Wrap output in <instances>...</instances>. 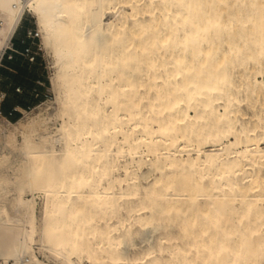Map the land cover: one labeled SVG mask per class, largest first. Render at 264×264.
<instances>
[{
    "label": "rangeland",
    "instance_id": "rangeland-1",
    "mask_svg": "<svg viewBox=\"0 0 264 264\" xmlns=\"http://www.w3.org/2000/svg\"><path fill=\"white\" fill-rule=\"evenodd\" d=\"M160 2L161 0L105 1L103 16L105 21L111 22L114 28L118 19L126 21L124 28L120 29L119 38L127 36L124 30L129 25L137 33L141 32L142 47L135 49V53L128 57V63L120 62L114 56L116 47L111 48L109 44H105L101 51L102 63L98 62L99 56L96 54L95 61L88 66L77 57L78 52L74 50L76 55L74 63L68 64L67 59L64 58L59 61L58 70L56 54L60 53L62 57L64 46L50 31L48 32L50 43L47 46L43 44L39 23L28 9L24 11L14 32L11 40L12 49L20 52L29 47L34 56V60L28 62L24 57L7 51V54L12 55V59H7V62L12 61L17 68L10 72L14 76L12 83L18 89V91L14 90V94L17 97L21 96L23 87L28 88L36 101L25 109L26 112L13 110L17 114L15 119L9 116L5 118L6 121L0 114V123L11 129L10 124L17 120L28 121L40 115L49 126L48 134L44 133L43 137L50 139L55 155L60 158L57 163L62 185L55 196L45 193L38 186L31 195L17 184L18 179L23 175L24 154L18 153L14 148H4L1 141L0 155L5 153L7 158L5 162L0 163V175H4L7 179V199L10 200L17 193H23L28 199L34 197L37 225L48 216L46 209L58 208L56 228L46 225L44 230L43 235L47 238L44 247L36 243L33 246L35 257L43 263L117 264V256L122 249H125L131 263L140 264L141 255L147 252L143 231L127 216L128 213L134 214V206L140 200L126 197L124 190L130 176L139 173L136 161L161 160L162 153H167V150L163 149L164 145L159 144L155 155L145 156L142 145L145 130L135 125L138 114L144 115L147 122L161 120L169 109L165 108L163 112L156 113L160 101L166 102L174 96L182 98L184 95L181 66L173 62L170 53L179 49L178 37L182 34L181 27L170 33L168 44L162 47L161 52L156 46L158 34L165 24ZM212 5L213 0L204 1L208 11L212 10ZM195 11L197 19L204 22V31L210 45L217 46L214 54L225 48L227 55L223 61L224 68L220 82L224 85V91H229L240 99L239 106L232 103L237 108V112L230 115L235 130L242 133V128H245L255 134L264 133V86L260 87L259 84L264 83V36L259 33L258 26L253 21L258 10L250 6L247 0H230V5L221 8L217 15L209 14L206 17L203 10L197 6ZM187 28L186 26L185 29L188 30ZM28 32H31L30 36ZM34 33L37 37L31 39ZM67 44L71 45V42L68 41ZM91 45L93 44L89 43L84 48L82 52L84 56H90ZM138 82L141 83L140 86L137 85ZM248 82L255 85L257 94L246 91ZM99 84L101 90L95 91ZM9 87L7 85V88ZM84 87L91 89L85 96L80 93ZM127 89H131L129 94L126 93ZM15 96L10 95L7 103L11 104L17 100ZM135 99L138 100L137 107L133 103ZM221 101L212 102L211 105L222 111L218 106L222 104ZM91 109L94 114L91 113ZM111 119L119 120L121 127L118 128L116 141L112 147L114 151L119 147V157L111 168L112 175L117 180L113 189L114 201L109 204L107 200L111 199L110 194H103L102 198L92 195V188L99 185L98 190L103 193L102 187L106 186V174L102 173L101 177H98L102 171L101 163L96 164L88 181H84L82 174L86 173L90 165L83 160L76 162L66 153V149L77 147L79 141H83L86 150H90L92 140H98L96 135L98 125L110 129ZM207 122V125H202L207 148L200 157L204 159L206 155L209 156L212 158L211 164L215 165L217 159L213 157V152L229 142L223 140L221 145L213 144L214 135L210 117ZM152 125L156 127V122H152ZM84 130H88L87 135H83ZM134 130L138 131L132 137L131 133ZM113 131L110 129L104 132V136L108 138ZM58 133H62V137L52 140L51 137ZM37 135L35 133L32 136L36 141ZM157 139L163 140L161 137ZM20 142L21 137L18 134L17 144ZM97 145L101 147L100 143ZM179 145L184 146L182 141ZM42 146L49 147L50 144L42 143ZM128 146L132 148V152L128 151ZM187 149L195 150V147L191 145ZM258 168L259 174L263 175L264 161L258 165ZM248 171L253 173V170H248L245 166L243 172ZM174 174L172 191L168 190L165 192L166 195H163L159 185L150 187V181L148 185L143 184L148 188L149 194L141 196V201L149 200L153 205H163L166 197L172 193L180 194L181 200L184 199L183 189L192 185V179L196 175L195 170L184 169ZM35 176L39 175L35 174ZM158 176L157 171L153 172L150 179ZM207 180L208 178L204 182ZM194 186L197 189V201L190 204L186 214L172 217L161 215L153 219L152 225L157 226L156 233L168 239L165 244L168 249L158 250L154 244H151L159 264H264V240L259 234L250 230L257 222L248 217H243L238 222L231 214L225 219L212 222L200 210L201 205L206 202L211 204V201L206 198L199 185ZM249 202L255 203L253 200ZM227 205L229 208L243 206L241 202L235 200L227 201ZM22 207L21 204L17 205L11 210V215L16 216L18 209ZM259 208L264 210V204L261 203ZM253 209L255 206H252ZM101 211L104 214L100 215ZM192 214L195 215L193 220L190 217ZM51 215L56 217L52 213ZM73 235L75 242L71 248L69 247L71 255L68 260L65 249ZM119 235L126 238V247L114 246ZM37 238L36 233L35 239Z\"/></svg>",
    "mask_w": 264,
    "mask_h": 264
},
{
    "label": "bare ground",
    "instance_id": "bare-ground-1",
    "mask_svg": "<svg viewBox=\"0 0 264 264\" xmlns=\"http://www.w3.org/2000/svg\"><path fill=\"white\" fill-rule=\"evenodd\" d=\"M105 1L0 0V47L4 46L6 42L7 48L10 46L9 40L18 27L24 11L28 9L39 23L43 44L47 46L50 43L48 33L50 31L64 46L63 56L61 57L60 53L56 54L58 70L59 61L64 58L67 59L68 64L74 63L76 58L74 50L78 52L77 57L88 66L95 61L96 54L99 56L98 62L102 63L101 51L105 44H109L111 48L116 47L114 56L120 62L128 63V57L135 53L136 48L142 47L141 32L137 33L129 25L124 30L127 36L119 38L120 29L124 28L126 21L118 19L115 28L111 22L105 21L103 18ZM204 1L161 0L160 2L165 24L158 34L156 46L161 52L162 47L168 44L170 33L181 27L182 34L178 37L179 49L170 51V53L173 62L181 66L184 95L182 98L174 96L166 102L160 101L155 112L161 113L165 108H168L169 112L161 120H154L156 127L152 125L154 121L147 122L142 114H138V121L135 125H139L145 130L143 135L145 139L142 144L145 156L155 155L159 144L164 145L163 149L167 150V153H162L161 160L145 161L140 159L136 161L139 173L130 176L129 183H126L124 190L126 197L139 198L140 200L134 206V214H127L129 220L135 223L146 237L147 252L141 255L140 264H159L151 244H154L158 250L168 249L165 246L168 239L156 233L157 226L152 225L153 219L161 215L172 217L177 214H186L190 204L197 201V189L194 185H199L206 198L211 201V204L206 202L201 205L200 210L203 215L212 222L221 218L225 219L229 214L238 222L243 217H248L257 222L250 230L259 234V237L264 240V210L259 208L261 203L264 204V174L260 175L258 172V165L264 161V133L255 134L252 130L247 131L242 128V136L241 132L235 130L234 122L230 119V115L237 112V108L232 103L239 106L240 99L233 93L224 91V85L220 82L224 68L223 61L227 54L225 48L214 54L217 46L210 45L204 31V22L197 19L195 11L197 6L203 10L206 17L209 14L217 15L221 8L230 5V0H213L211 11H208L204 6ZM247 2L258 10L253 21L256 22L259 33L264 36V0H247ZM186 26L188 30L185 29ZM68 41L71 42V45L67 44ZM89 43L93 45L90 48V56L86 57L82 52ZM104 61L107 62V60ZM187 83L191 86L188 87ZM259 84L260 87L264 86L263 82ZM137 85L140 86L141 83L138 82ZM113 88L111 87V89ZM90 90V87H84L80 93L85 96L90 93ZM100 90L101 84L97 85L95 91ZM246 91L258 93L255 85L251 82L247 83ZM130 92L131 89L126 90L127 94ZM219 100H222V104L218 105L222 111L211 105L212 102ZM133 103L137 107L138 100L135 99ZM91 113L94 114L92 109ZM209 117L214 135L212 143L221 145L223 140L229 142L215 151L212 150L214 151L213 157L217 159L215 165L211 164L212 158L209 156L206 155L204 159L200 157L207 148L202 125H207ZM2 118L7 121L4 117ZM10 127L11 129L0 123V141L4 148H14L25 156L23 175L18 179L17 184L25 188L31 195L37 186L47 194L57 195L62 185L57 163L60 158L55 155L50 139L43 137V134H48L49 131L46 121L38 115L28 121L17 120L11 123ZM120 127L119 120L111 119L110 129L114 131L106 138L104 132L110 129L99 124L96 130L98 140H92L90 150H86L83 141H79L77 147L66 149V153L70 154L76 162L83 160L90 165V168L86 169V173L82 174L84 181H88L96 164L101 163L102 171L98 177L100 178L102 173L106 174V186L102 187L103 193L99 192V185L92 188V195L102 198L103 194H110L111 199L107 200L109 204L114 201L113 189L117 180L113 177L111 168L119 157V147L116 148V151L112 147ZM137 131H132L131 136L134 137ZM35 133L38 134L37 141L32 137ZM18 134L21 137L20 144H17ZM87 134L88 130H84L83 135ZM123 135L126 136L125 133ZM59 136L62 137V133L54 135L51 139L56 140ZM158 137L163 140L157 139ZM180 141L184 146L180 147ZM42 143H48L50 146L43 147ZM97 143H100L101 147ZM191 145H194L195 150L187 149ZM128 151L132 152V148L129 146ZM6 158V154L2 153L0 163L5 162ZM245 166L248 170H253V173L243 172ZM144 169L145 171H142ZM184 169H194L196 173L195 178L192 179V185L185 186L183 189L184 199L181 200L180 194L172 193L173 195L170 194L166 197L163 205H153L149 200L141 201V196L149 194L148 188L143 184L148 185L151 181L150 187L159 185L162 194L166 195V191L174 189V173ZM156 171L159 176L150 179L153 172ZM35 174L39 176H35ZM206 178L208 180L204 182ZM118 182L120 183V181ZM7 192V179L4 175H0V264H46L35 257L33 246L36 243L40 247H44V242H47V238L43 235L44 230L46 225L56 228L55 220L58 216V208L46 209L48 216L44 217L42 223L37 225L34 197L28 199L23 193H17L9 200ZM249 193L252 195L250 196ZM225 200H235L241 202L243 206L229 208ZM249 200H253L255 203H250ZM59 202L58 200L57 203ZM20 204L23 207L18 209L17 215H11V210ZM252 206H255V209L252 210ZM51 213L56 217H53ZM102 214H104L103 211L100 212V215ZM190 217L193 220L195 215L192 214ZM74 230H72L73 233ZM36 233L37 239H35ZM73 236L69 239L68 247L65 249L68 253V260L71 255L69 249L75 242V235ZM126 245V238L119 235L114 246L126 247ZM116 260L117 264H132L125 249L121 250ZM124 260L126 263H122ZM61 264L67 263L62 262Z\"/></svg>",
    "mask_w": 264,
    "mask_h": 264
},
{
    "label": "crops",
    "instance_id": "crops-1",
    "mask_svg": "<svg viewBox=\"0 0 264 264\" xmlns=\"http://www.w3.org/2000/svg\"><path fill=\"white\" fill-rule=\"evenodd\" d=\"M12 69H17L12 61H6L4 63V68L0 69V114L4 118L11 116V119H15L17 117V114L14 113L13 110L24 111L36 100L32 98V93L30 92V90L24 87L21 96H15L14 90L17 87H15V84L12 83V80H14V76L10 74V72H13ZM7 85H9L10 87L7 88ZM2 95L3 97H1ZM10 95L15 96L17 100H15L11 104H8L7 100ZM24 99L28 100L25 101Z\"/></svg>",
    "mask_w": 264,
    "mask_h": 264
},
{
    "label": "built area",
    "instance_id": "built-area-1",
    "mask_svg": "<svg viewBox=\"0 0 264 264\" xmlns=\"http://www.w3.org/2000/svg\"><path fill=\"white\" fill-rule=\"evenodd\" d=\"M28 33H29L28 35L30 36L31 32H28ZM13 35H14V33H13ZM13 35L11 36V38L9 40L10 45H11V46H9V48H7V42L4 46L0 47V68H4V62L7 61V59H12V55L7 54V51H9L10 53H13L14 55L16 54V55H20V56L24 57L28 62H32L34 60V56H32V52H31L29 47L24 48L20 52L12 49L11 40H12ZM35 37H37L36 33H34V35L31 37V39H34ZM16 91H18L17 88H16ZM1 97H3V95Z\"/></svg>",
    "mask_w": 264,
    "mask_h": 264
}]
</instances>
